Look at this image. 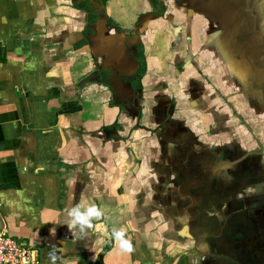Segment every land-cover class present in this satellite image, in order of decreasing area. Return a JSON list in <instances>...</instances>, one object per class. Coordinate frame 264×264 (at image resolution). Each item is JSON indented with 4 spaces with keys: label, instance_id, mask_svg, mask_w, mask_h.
Listing matches in <instances>:
<instances>
[{
    "label": "crops",
    "instance_id": "0c3cea01",
    "mask_svg": "<svg viewBox=\"0 0 264 264\" xmlns=\"http://www.w3.org/2000/svg\"><path fill=\"white\" fill-rule=\"evenodd\" d=\"M0 230L32 264H264V0H0Z\"/></svg>",
    "mask_w": 264,
    "mask_h": 264
},
{
    "label": "built area",
    "instance_id": "2783aa9c",
    "mask_svg": "<svg viewBox=\"0 0 264 264\" xmlns=\"http://www.w3.org/2000/svg\"><path fill=\"white\" fill-rule=\"evenodd\" d=\"M0 264H32L30 249L3 230H0Z\"/></svg>",
    "mask_w": 264,
    "mask_h": 264
},
{
    "label": "clouds",
    "instance_id": "9594fccd",
    "mask_svg": "<svg viewBox=\"0 0 264 264\" xmlns=\"http://www.w3.org/2000/svg\"><path fill=\"white\" fill-rule=\"evenodd\" d=\"M92 214H96L99 215V213L96 211L95 208H90L87 212L86 215H92ZM114 236L117 240L120 241V245L123 249L127 250V251H131L132 250V245L130 243L129 240H125L124 239V233L123 231H116L114 230Z\"/></svg>",
    "mask_w": 264,
    "mask_h": 264
}]
</instances>
